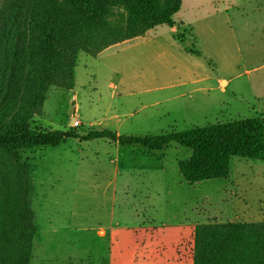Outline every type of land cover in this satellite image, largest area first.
Listing matches in <instances>:
<instances>
[{"label":"rangeland","instance_id":"rangeland-1","mask_svg":"<svg viewBox=\"0 0 264 264\" xmlns=\"http://www.w3.org/2000/svg\"><path fill=\"white\" fill-rule=\"evenodd\" d=\"M173 19L80 53L75 87H50L34 126L150 137L264 119V0H182ZM19 155L32 183L30 264H192L196 225L264 219V161L233 157L227 178L188 185L178 161L191 152L175 143L149 152L68 138Z\"/></svg>","mask_w":264,"mask_h":264},{"label":"trees","instance_id":"trees-1","mask_svg":"<svg viewBox=\"0 0 264 264\" xmlns=\"http://www.w3.org/2000/svg\"><path fill=\"white\" fill-rule=\"evenodd\" d=\"M181 4L182 0L0 1V264H30L36 236L30 170L20 150L57 147L68 138L106 139L149 152L175 143L191 152L178 161L188 185L227 178L233 157L264 161L260 117L150 137H125L109 130L77 136L34 126L50 87L74 88L80 53L96 57L157 26L171 29ZM192 264H264V220L196 225Z\"/></svg>","mask_w":264,"mask_h":264},{"label":"built area","instance_id":"built-area-1","mask_svg":"<svg viewBox=\"0 0 264 264\" xmlns=\"http://www.w3.org/2000/svg\"><path fill=\"white\" fill-rule=\"evenodd\" d=\"M72 120H73L72 124H73L74 126L78 125V121H77L76 119H72Z\"/></svg>","mask_w":264,"mask_h":264},{"label":"crops","instance_id":"crops-1","mask_svg":"<svg viewBox=\"0 0 264 264\" xmlns=\"http://www.w3.org/2000/svg\"><path fill=\"white\" fill-rule=\"evenodd\" d=\"M178 13V12H177ZM174 20V19H173ZM75 87V86H74ZM71 91H72V89H71ZM72 120V119H71ZM259 221H263L264 219H258ZM100 231H103V233L105 232L104 230H100ZM192 232H193V230H192ZM191 239H192V234H191Z\"/></svg>","mask_w":264,"mask_h":264},{"label":"water","instance_id":"water-1","mask_svg":"<svg viewBox=\"0 0 264 264\" xmlns=\"http://www.w3.org/2000/svg\"><path fill=\"white\" fill-rule=\"evenodd\" d=\"M73 120H71L70 124H72Z\"/></svg>","mask_w":264,"mask_h":264}]
</instances>
